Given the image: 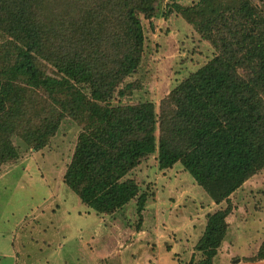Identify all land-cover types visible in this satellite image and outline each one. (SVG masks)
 Wrapping results in <instances>:
<instances>
[{"label":"trees","instance_id":"16d2710c","mask_svg":"<svg viewBox=\"0 0 264 264\" xmlns=\"http://www.w3.org/2000/svg\"><path fill=\"white\" fill-rule=\"evenodd\" d=\"M52 1L0 0V31L17 42L14 61L6 54L0 70V161L18 157L9 137L30 116L39 122L37 150L66 117L86 121L65 184L99 214L137 200L140 223L149 196L125 178L150 155L158 154L161 171L182 165L217 205L229 204L234 192L264 170V13L250 0H202L196 9L174 4L218 55L171 91L159 118L150 102L113 104L116 94L123 97L132 88L120 86L137 71L144 50L136 12L151 19V1L87 0L83 18L61 17L57 23ZM39 59L61 76L44 75ZM34 91L49 96L53 111L28 100ZM231 211L229 205L208 215L196 247L203 259L190 264H214Z\"/></svg>","mask_w":264,"mask_h":264},{"label":"rangeland","instance_id":"374dc122","mask_svg":"<svg viewBox=\"0 0 264 264\" xmlns=\"http://www.w3.org/2000/svg\"><path fill=\"white\" fill-rule=\"evenodd\" d=\"M85 1L53 0L51 19L57 23L61 17L83 18ZM150 1L151 19L141 10L136 12L144 33L140 65L120 86L132 88L123 97L116 94L113 104L150 102L159 118L162 101L218 50L174 7L196 9L202 0ZM250 2L264 13V0ZM15 43L0 31V70L6 60L14 61ZM37 63L44 75L61 76L53 64L43 59ZM28 100L45 113L54 109L45 92L29 93ZM87 123L66 117L40 150L36 146L41 136L35 132L39 122H32V116L10 135L18 157L0 161V264H190L192 258L198 262L203 255L196 247L208 215L229 205L228 232L214 264H264L260 257L264 254V170L234 192L229 204L217 205L182 165L161 171L155 153L125 178L134 180L140 194L149 196L143 221L137 200L114 213L99 214L64 182ZM159 134L158 124V138Z\"/></svg>","mask_w":264,"mask_h":264},{"label":"crops","instance_id":"0c3cea01","mask_svg":"<svg viewBox=\"0 0 264 264\" xmlns=\"http://www.w3.org/2000/svg\"><path fill=\"white\" fill-rule=\"evenodd\" d=\"M16 251H15V249L12 251V256H14L13 254L15 253ZM15 258H17V257H15Z\"/></svg>","mask_w":264,"mask_h":264}]
</instances>
